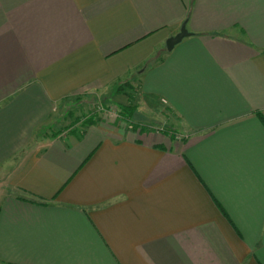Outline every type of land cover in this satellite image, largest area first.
<instances>
[{
	"label": "crops",
	"instance_id": "crops-1",
	"mask_svg": "<svg viewBox=\"0 0 264 264\" xmlns=\"http://www.w3.org/2000/svg\"><path fill=\"white\" fill-rule=\"evenodd\" d=\"M0 182V264H264V0H0Z\"/></svg>",
	"mask_w": 264,
	"mask_h": 264
},
{
	"label": "rangeland",
	"instance_id": "rangeland-1",
	"mask_svg": "<svg viewBox=\"0 0 264 264\" xmlns=\"http://www.w3.org/2000/svg\"><path fill=\"white\" fill-rule=\"evenodd\" d=\"M119 86H121V83L114 84L112 89L108 92L106 91L107 93L77 95L73 96L72 99L65 100L60 112L55 116L59 118L52 122L48 128L44 129L45 134H64L70 131L82 132L92 124V122L88 124V121L91 119H93V123L96 121H104L107 124L118 125L117 128H120L121 130H130V127L133 124V119H131L132 115H130L129 118L125 117L123 119V116L120 113V108L122 107L121 102L111 100L115 95H122L116 94V90ZM134 92L135 91H132L131 89L128 90L127 93L129 96L127 98V105L133 106V100L135 98ZM116 119L122 120L123 123L116 121ZM1 193H3L2 189H0V197Z\"/></svg>",
	"mask_w": 264,
	"mask_h": 264
},
{
	"label": "water",
	"instance_id": "water-1",
	"mask_svg": "<svg viewBox=\"0 0 264 264\" xmlns=\"http://www.w3.org/2000/svg\"><path fill=\"white\" fill-rule=\"evenodd\" d=\"M189 35L190 34L185 27V22H183L180 26L179 32L166 40V51L170 52L176 45H178L184 38L188 37Z\"/></svg>",
	"mask_w": 264,
	"mask_h": 264
},
{
	"label": "trees",
	"instance_id": "trees-1",
	"mask_svg": "<svg viewBox=\"0 0 264 264\" xmlns=\"http://www.w3.org/2000/svg\"><path fill=\"white\" fill-rule=\"evenodd\" d=\"M132 90V91H134L133 90V88L131 87V86H129V84L128 83H125L124 85L122 84L121 86H119L118 87V89L116 90V94H122V95H125V96H127V98H128V90ZM130 100V99H129ZM120 110H121V114H122V116L123 117H126V118H129L130 117V115H132V112L134 111V106H132V105H127L126 107H121L120 108ZM93 119H91V120H89L88 121V124L90 123V122H92L93 123V121H92Z\"/></svg>",
	"mask_w": 264,
	"mask_h": 264
}]
</instances>
